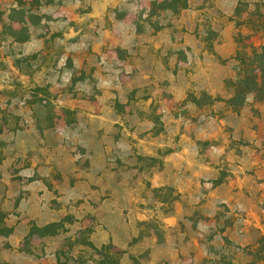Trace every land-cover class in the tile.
<instances>
[{
    "label": "rangeland",
    "instance_id": "rangeland-1",
    "mask_svg": "<svg viewBox=\"0 0 264 264\" xmlns=\"http://www.w3.org/2000/svg\"><path fill=\"white\" fill-rule=\"evenodd\" d=\"M259 15L264 0H0V70L48 69L22 93L24 156L0 140V264H264V104L227 112L224 88L237 46L264 43L246 27ZM118 26L138 35L106 65L98 30ZM53 84L109 109L58 115Z\"/></svg>",
    "mask_w": 264,
    "mask_h": 264
},
{
    "label": "crops",
    "instance_id": "crops-1",
    "mask_svg": "<svg viewBox=\"0 0 264 264\" xmlns=\"http://www.w3.org/2000/svg\"><path fill=\"white\" fill-rule=\"evenodd\" d=\"M103 1L105 4H110L115 0L114 1L103 0ZM92 17H93L92 14H84L82 16V14L78 12L75 15L74 20L78 22H82L84 20H90ZM122 18L125 20L122 21V23L127 24V21L130 20V15H126ZM100 19L103 21L105 20V17L100 15ZM119 25H121V23H119ZM13 29H14L15 37H17V35L20 34L21 30L15 25L13 26ZM87 30L89 29H86V32ZM81 32L84 33L83 28H80L78 32H76V34H80ZM98 32H99V41H100L99 45L103 47V51L105 53L104 58L106 59L105 60L106 65H108L110 61L112 62L113 60L119 58V51L123 52L124 49L123 47L125 45V38L127 36L129 37L132 35H136V36L138 35L135 33V31L132 28L125 29L124 27L121 28L120 26H118L117 28L102 27L98 30ZM139 35L143 36L144 32H141ZM42 42L43 40H38L36 42V45L39 46L40 48L38 51L39 58L41 56L46 58L48 54L52 56V53L47 52L46 47L43 46L41 47ZM148 42L154 43V46L156 44V41L154 40H149ZM27 44L30 45L31 43H27ZM84 45L85 43L78 45V52L77 55L74 56V63L77 66V68H79L78 70L79 72H82L83 70L90 72V70L94 66V63L96 62V61L94 62L95 56L93 54H86ZM57 58L58 56L54 55V59ZM4 62H6L5 65L6 68L4 70H0V117L3 114V111L5 110L8 113L12 112L13 114L19 116L17 120H19L22 125L21 127H19L20 125L17 126L15 124L8 126L6 125L0 126V140L6 142V147L12 150V152H15L16 153L15 156H24V136H31L32 132H34V127L28 126L24 130V95H22V93L24 92V86L28 88H31L33 86H40L43 82L42 76L46 74L48 69L47 66L43 64L42 67L36 70L32 80H29L24 77V69L22 65L16 64L15 59L12 56L6 57V60H4ZM19 89L21 90L20 92H18ZM76 91H78V89ZM51 92L54 95L59 93L57 94L56 100L52 99V102H54V104L55 102L60 100L63 103L62 104L60 102L59 105H56L54 111H58L57 113L58 115L62 112V110H67V111H71L76 116L80 115V116L94 117L98 113H103L104 109H109L107 107L101 106L106 104H102L103 98L101 99V97L99 96H94V98H90L89 96L87 97L85 96V94H82L81 91H78V94H76V96L72 95V97H70V95L68 94L62 95L61 94L62 92L57 91V87H55L54 84L51 88ZM104 100L106 101L107 99L104 98ZM16 104L18 106H16ZM202 105L204 104L202 103ZM259 107L262 106L260 104H256V108ZM226 111L231 112L229 110ZM242 111L240 112V114L237 115H241ZM78 128L79 126H77V123H72L71 127L69 126L66 127V129L79 130ZM30 142L32 141L31 140L28 141V143ZM34 144L37 145L39 143L36 140H34ZM27 148L28 150H32L33 145L31 146V144H27ZM4 162L5 163L9 162V156H7ZM3 197H4V190L0 188V201L3 200ZM3 202L4 204H7L8 198L5 197ZM39 222H42V220L40 219ZM4 260L10 262V264H22V261L19 259V257L17 260L14 259L9 260L8 258H5ZM24 264H39V261L37 260V258H34L33 255H27V256L24 255Z\"/></svg>",
    "mask_w": 264,
    "mask_h": 264
},
{
    "label": "trees",
    "instance_id": "trees-1",
    "mask_svg": "<svg viewBox=\"0 0 264 264\" xmlns=\"http://www.w3.org/2000/svg\"><path fill=\"white\" fill-rule=\"evenodd\" d=\"M246 27L254 35L263 33L264 15H259L257 20H248ZM230 61L233 75L224 82L228 93L225 109L240 114L250 97L256 104H264V43L254 45L245 42L238 45Z\"/></svg>",
    "mask_w": 264,
    "mask_h": 264
}]
</instances>
